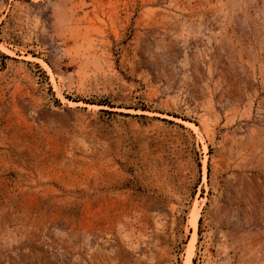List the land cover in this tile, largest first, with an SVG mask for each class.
<instances>
[{"label": "rangeland", "instance_id": "1", "mask_svg": "<svg viewBox=\"0 0 264 264\" xmlns=\"http://www.w3.org/2000/svg\"><path fill=\"white\" fill-rule=\"evenodd\" d=\"M0 264H264V0H0Z\"/></svg>", "mask_w": 264, "mask_h": 264}]
</instances>
